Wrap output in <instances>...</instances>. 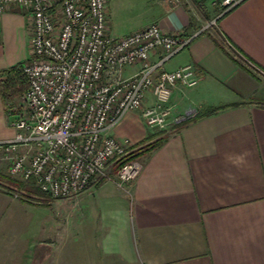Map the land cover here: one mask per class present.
Masks as SVG:
<instances>
[{
	"label": "crops",
	"instance_id": "1",
	"mask_svg": "<svg viewBox=\"0 0 264 264\" xmlns=\"http://www.w3.org/2000/svg\"><path fill=\"white\" fill-rule=\"evenodd\" d=\"M161 12L147 25L191 38L162 69L192 65L198 84L177 86L168 102L192 118L163 132L159 148L136 153L142 170L128 193L109 180L74 206L47 205L39 233L21 216L33 206L0 187V264H264V99L253 70L264 72V0H244L213 24L181 3ZM108 28L116 38L128 35ZM28 36L21 11L0 14V72L28 57ZM214 41L253 68L237 65ZM160 58L158 51L150 61ZM153 102L147 95L145 105ZM14 133L0 99V140ZM110 134L141 147L160 137L139 111Z\"/></svg>",
	"mask_w": 264,
	"mask_h": 264
},
{
	"label": "built area",
	"instance_id": "2",
	"mask_svg": "<svg viewBox=\"0 0 264 264\" xmlns=\"http://www.w3.org/2000/svg\"><path fill=\"white\" fill-rule=\"evenodd\" d=\"M110 1L0 0V14L18 9L29 28L28 57L21 63L28 87L22 108L6 112L15 133L0 140V187L5 178L32 182L51 199L75 203L103 181L128 193L142 170L138 158H131L141 145L111 130L133 111L160 132L192 118L168 103L177 86L198 84L192 65L162 69L191 38L157 24L116 38L106 26ZM243 1L215 0L217 18ZM158 51L161 58L152 63ZM134 65L138 70L126 75ZM147 95L154 99L151 105H145Z\"/></svg>",
	"mask_w": 264,
	"mask_h": 264
},
{
	"label": "rangeland",
	"instance_id": "3",
	"mask_svg": "<svg viewBox=\"0 0 264 264\" xmlns=\"http://www.w3.org/2000/svg\"><path fill=\"white\" fill-rule=\"evenodd\" d=\"M212 2L213 0H177V2L172 0H114L111 4L108 13L106 8V17H107L106 26L107 29H109L108 28V24H109L111 33L116 36L129 34L133 31H136L137 29H140L141 27H144L149 22H151V20L159 17V15L162 13L161 10H163L164 4L165 6L169 7V6H176L179 3L185 4L190 12H192L196 16H199L198 17L199 20L201 19L200 21H202L203 23L206 22L204 20V17L202 19V15L209 17L208 19H211L213 24V22H215L214 20L217 19L219 13L210 16V14L214 13L213 10L216 11L215 8L216 5L215 3L213 4ZM207 27L209 28V25ZM242 61H244V59H242ZM245 63L249 67L252 66L249 62H245ZM251 68H253V66ZM254 68L253 70L257 74L259 81L258 84L259 94L264 99V72ZM15 107L17 109L22 108L21 99H18L16 101ZM156 132H157L156 135L160 137H158L155 141H157L160 138L166 137V134H164L163 132L160 131H156ZM155 141L152 142L154 143ZM6 179H9L10 181L20 182L23 185H27V184L30 185L31 183L34 186L32 182H21L19 180H14L10 178H6ZM30 188L32 187H28L24 190H21L19 188L17 189L16 187L13 186L6 188V191H9L13 198L21 202H25L26 206H33L32 208H29L28 211L26 210V212L23 215L20 214L21 216L27 218V220H31L30 223L34 225L31 228H29L30 233L34 228L39 233L40 227H42V223L44 220L43 218L45 217L46 219V216H48V212L50 210L49 206L52 208L57 204L71 205V206L77 204L71 200L51 199L49 196L42 195L41 192L39 193L37 191H34L33 188L32 189Z\"/></svg>",
	"mask_w": 264,
	"mask_h": 264
},
{
	"label": "trees",
	"instance_id": "4",
	"mask_svg": "<svg viewBox=\"0 0 264 264\" xmlns=\"http://www.w3.org/2000/svg\"><path fill=\"white\" fill-rule=\"evenodd\" d=\"M215 44L220 49H222L224 51V53L231 60H233L237 65H239L241 67H244L245 63L234 52L230 51L228 48H226L223 44H221L219 42H215ZM21 63L16 64V65H14V66H12V67L0 72V99L2 101V104H3L5 112H8L10 107L15 105L16 101L21 98V96L23 95V93L25 92V90L28 87L27 80H26L25 76L23 75V73L21 71ZM259 103H264V100L263 101L262 100L259 101ZM210 113H212V112H208L207 114H210ZM184 125H185V123L181 124L180 126L176 127L175 129L179 130ZM149 139L150 138L148 137V140ZM165 139H166V137L165 138H160L157 141H155L154 143L150 142L148 144H145L144 146H142L139 149V151H141L140 153H149V152L159 148L163 144ZM143 143H145V142H143ZM137 155H135V156H133L131 158L137 157ZM115 170H116V168H114L112 170V173ZM1 182L3 184L1 186V188L3 187V189H6L7 187H10V186L16 187L17 189L19 188L21 190H24V189H26L28 187H32L34 191H37V192L40 193V191H38L36 189V187H34L31 183H30V185H28V184L27 185H23L20 182L10 181L9 179H6V178L5 179H1ZM32 188H30V189H32ZM41 194L45 195L43 193H41ZM45 196H47V195H45Z\"/></svg>",
	"mask_w": 264,
	"mask_h": 264
}]
</instances>
